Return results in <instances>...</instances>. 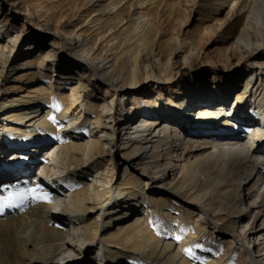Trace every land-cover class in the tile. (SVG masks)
<instances>
[{
	"label": "bare ground",
	"instance_id": "bare-ground-1",
	"mask_svg": "<svg viewBox=\"0 0 264 264\" xmlns=\"http://www.w3.org/2000/svg\"><path fill=\"white\" fill-rule=\"evenodd\" d=\"M127 263L264 264V0H0V264Z\"/></svg>",
	"mask_w": 264,
	"mask_h": 264
},
{
	"label": "snow or ice",
	"instance_id": "snow-or-ice-1",
	"mask_svg": "<svg viewBox=\"0 0 264 264\" xmlns=\"http://www.w3.org/2000/svg\"><path fill=\"white\" fill-rule=\"evenodd\" d=\"M52 119H54V117H52ZM20 196H23V197H28V196H31L32 198L34 199H46V195H41L39 194V189L38 188H29V189H26L24 190L23 192L19 193ZM12 196V194L10 193L9 194V197L8 198H5V199H10ZM177 240L180 239V237H176ZM196 247H201V245L197 244ZM189 251V254L191 255V249L188 250Z\"/></svg>",
	"mask_w": 264,
	"mask_h": 264
},
{
	"label": "rangeland",
	"instance_id": "rangeland-1",
	"mask_svg": "<svg viewBox=\"0 0 264 264\" xmlns=\"http://www.w3.org/2000/svg\"><path fill=\"white\" fill-rule=\"evenodd\" d=\"M5 9H7V6L5 7ZM5 9H4V10H5ZM14 36H15V34H14Z\"/></svg>",
	"mask_w": 264,
	"mask_h": 264
}]
</instances>
